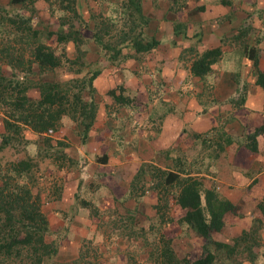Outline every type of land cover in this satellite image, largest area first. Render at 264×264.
<instances>
[{
	"label": "crops",
	"instance_id": "crops-1",
	"mask_svg": "<svg viewBox=\"0 0 264 264\" xmlns=\"http://www.w3.org/2000/svg\"><path fill=\"white\" fill-rule=\"evenodd\" d=\"M140 2L142 13L147 17L143 37L153 36L156 43L141 52L132 49V57L125 64L115 62V67L108 71L111 75L99 82L103 83L104 99L93 93L87 97L93 100L95 110L85 130L84 141L77 149L79 156L90 163L87 174L95 176L98 183L92 184L95 188L86 197L102 210L118 204L117 199L129 193L130 180L141 167L149 183H153L155 173L162 181L167 171L179 176H194L202 187L213 189L233 205L231 212H225L223 225H228L229 229L220 240L229 241L241 231L257 225L259 248L255 261L264 263V135H256V148L249 149L246 145L249 127L244 122L248 113L254 114L252 110L258 109L253 106L264 105L262 89L258 90L251 75L239 81L235 76L248 60L236 37L235 27L239 22L248 21L254 26L242 38L255 48L257 67L264 70V0H230L228 4L203 0L208 6L202 17L208 20L206 16H219L220 12L223 18L220 29L206 32L195 25L197 32L188 28V31L177 33L167 26L168 0ZM95 5L110 14L105 3L99 5L96 0H87L89 9H95ZM113 14L121 19L120 14ZM182 44L191 46L188 49L193 52L218 45L221 54L213 67L226 65L228 90L223 92L218 83L212 85L213 94L206 96V79L192 75L189 68L186 71L184 62L182 65L183 53L188 51L183 50ZM143 54L147 58L141 61ZM98 69L92 80L94 88L96 78L108 74L107 69ZM115 83H122L124 93L121 94L132 99L129 104L114 102L106 93ZM236 86L244 90L242 106L237 111L230 104ZM250 103L254 105L249 106ZM257 114L264 120L261 113ZM206 132L205 137L203 133ZM71 143L75 148L74 137ZM73 194L74 189L68 187L45 204L42 200L47 219L45 238L53 241L56 247L52 259L46 262L57 257L61 262H55L62 263L66 260L62 255L64 250L70 258L77 255V241L83 231L77 234L80 230L75 229L81 223L74 225L77 215L74 216L76 198Z\"/></svg>",
	"mask_w": 264,
	"mask_h": 264
},
{
	"label": "rangeland",
	"instance_id": "rangeland-1",
	"mask_svg": "<svg viewBox=\"0 0 264 264\" xmlns=\"http://www.w3.org/2000/svg\"><path fill=\"white\" fill-rule=\"evenodd\" d=\"M168 1L170 14L175 13L182 23V30L188 31V28H193L194 32H197L195 28L198 27L206 32H213L220 29V23L223 20L220 12L219 16H206L209 17L208 20L202 17L208 6L205 2L203 3V0ZM201 4H203L202 8H200ZM75 5L79 13H82L81 16L85 20L83 23L75 22V15L69 9L71 5L64 0L17 2L0 0V69L3 73L14 72L17 78L28 83L26 93L31 98L38 97L37 83L39 81L56 80L62 83L68 93L80 91L81 103H84L81 106L73 103L71 106L75 107V110L62 114L56 129L49 133L37 134L28 127H22L14 138L12 137L6 144L0 146V169L8 168L11 162L18 159H26L29 166L25 172L20 173L18 179L27 182L31 192L38 197L41 210L42 200L45 204L62 189L68 187L74 189L73 195L76 198L74 216L77 215V223L74 225L81 223L75 226V229L80 230L77 234L83 232L77 241L79 248L77 247V255L73 257L75 259L71 260L73 258H70V254L64 250L62 255L66 260L60 264H160L159 235L169 239V245L178 256L185 253L197 254L202 248L203 239L180 219L183 211L178 208L175 201L176 186L163 184L157 173H155L156 178L152 179L153 183H149L148 179H145L144 171L141 170L134 176L129 193L121 199L114 197L119 205L114 204L108 209H100L86 197L95 188L92 184L98 182L95 176L87 174L90 163H87L88 159H82L79 156L77 149L85 138L81 111L86 108L95 110L93 100L87 98L89 94L93 93L98 98L104 99L103 83L99 82L111 75L108 71L115 67L113 66L115 62L118 65L125 64L132 57V54L130 55L132 50L126 47L128 44H124L123 41L132 34L133 25L135 26L133 33H136L137 27L133 21L115 19L110 15L111 12L109 14L105 10L97 9V5L93 6L95 9H89L86 0H76ZM47 10L49 13H45ZM90 10L94 13L91 16L92 19ZM170 17L167 26L171 30L173 25ZM243 24L244 22H241L240 27ZM73 27L80 32L78 35L81 38H77L79 39L77 42L69 40L58 43L55 40V30L62 28L67 31L68 28ZM38 40L43 41L54 52L61 55L58 66L38 70L31 56V47ZM253 42L255 43L256 39ZM182 45L183 50H188L182 56V65L184 62L185 69L187 68L186 71H188L190 60L196 55V51H190L186 44ZM119 49L121 50L120 56H118ZM122 56L126 57L122 59ZM225 56L226 54L221 58ZM141 57V61L147 58L144 54ZM230 58L228 56V59ZM250 62L252 61L247 60L243 64L244 69L237 71L235 76L238 81L240 78L249 79ZM225 66L224 63L217 65V68L215 65L213 70L202 77L208 83L205 89L206 96L210 97L213 94L212 85L216 86L218 83L223 92L228 90L225 85L227 79ZM98 67L107 69L108 74L105 73L98 78L99 81L96 78L95 85L96 82L97 85L92 90L90 84L92 70ZM20 73L23 75L20 76ZM256 87L259 91L261 90L259 85ZM109 88H113L115 92L124 93L122 83H115ZM243 91V87L236 86L231 97V107L236 111L242 106ZM106 93L110 95L107 91ZM73 99L69 96V101L72 102ZM131 100L129 97V101L124 102L129 104ZM113 101L120 102L114 98ZM198 102L200 103L201 99ZM251 105L254 104L250 103L249 106ZM3 107L4 104H0V133L4 134L6 130L4 129ZM253 108L254 114L248 113L249 117L244 120L249 127L247 133L251 132L255 124L261 122L262 117L257 113L264 116L263 104L253 106ZM207 135V132L203 133V136ZM73 137L76 143L75 148L71 146ZM71 148H74L76 153L70 151ZM150 172L154 173V170ZM148 188L149 190L146 191ZM80 199L88 200L90 203L84 205ZM43 213L46 216L44 211ZM228 229V225H223L220 230L212 232L211 236L222 239L224 232ZM251 242L253 243L251 245H254L251 248H256L254 240ZM238 249L240 250L241 247L239 246ZM220 254L223 256V250ZM55 258L45 263L53 264L56 260L60 261L59 258Z\"/></svg>",
	"mask_w": 264,
	"mask_h": 264
},
{
	"label": "trees",
	"instance_id": "trees-1",
	"mask_svg": "<svg viewBox=\"0 0 264 264\" xmlns=\"http://www.w3.org/2000/svg\"><path fill=\"white\" fill-rule=\"evenodd\" d=\"M64 1L70 3L69 9L75 15V22L83 23L85 20L77 10L76 0ZM183 1L185 2V0ZM96 2L99 5L105 3L113 17V13H118L124 21L135 22L137 31L133 33V29H135L133 25L134 28L132 31L130 30L132 34L123 41L124 44H128L126 47L141 52L150 49L156 43L153 36L147 39L143 37L147 17L142 13L140 0H96ZM218 2L228 4L230 0H218ZM201 5L200 8L203 7V4ZM92 15H94L93 11L90 12V18ZM170 16L173 32L177 33L180 30L185 32L181 29L182 23L177 19L175 13L172 12ZM240 24L241 22L235 27L236 37H238L240 47L244 48L247 59L252 61L250 62L251 78L253 76L254 82L261 87L264 102V70L257 67L255 48L247 44L246 41H241L243 35L254 26L252 27L248 21L244 22L242 27ZM54 32L55 40L58 43L69 40L77 42L79 40L77 38H81L78 35L79 30L74 27L68 28L67 31L60 28ZM119 51L118 56L121 54L120 49ZM220 54L221 48L218 45L205 47L199 52L196 51V55L190 60L188 66L190 73L202 78L214 69L213 64ZM31 56L38 70L56 67L61 60L59 53L54 52L49 45L40 40L32 45ZM124 57L126 56H122V59ZM92 71L90 84L93 90L92 80L98 74L99 69L94 68ZM22 75L20 73V76ZM28 85L25 81L17 78L14 72L4 74L0 69V104H4V129L6 130V133H0V146L6 144L12 137L14 138L22 127H28L37 134L49 133L56 129L62 114H68L69 111L75 110V107L71 106L73 103H78L79 106L84 104L81 103L80 91L68 93L59 81H39L37 83V98L27 95ZM107 92L116 101H129L128 96L122 95L121 92L116 93L113 88H109ZM69 96L74 98L72 102L69 101ZM93 114L94 108H86L81 111L83 130L87 129ZM9 130L11 131L9 132ZM258 134L264 135V120L255 124L251 132L246 134V145L249 149L256 148V135ZM28 166L27 160L22 158L11 162L8 168L0 169V264H43L56 252L54 242L45 238L47 219L39 207L38 197L31 192L27 182L18 179L20 173L25 172ZM141 170L144 171V167H141ZM162 178L163 184L176 186L175 201L183 210L180 219L203 239V243L197 254L185 253L178 256L169 245V239L159 235L160 264H259L255 261L259 246L257 225L241 231L229 241L211 236L212 232L221 229L225 212L233 210L230 201L218 196L213 189L202 187L199 179L194 176H179L176 172L167 171ZM132 182L133 178L130 180V188ZM80 201L84 205L90 203L85 199H80ZM251 240H254L255 246L257 245L254 249L251 248L254 246L251 245L253 244ZM222 250L223 256L220 254ZM54 264L60 263L55 262Z\"/></svg>",
	"mask_w": 264,
	"mask_h": 264
}]
</instances>
